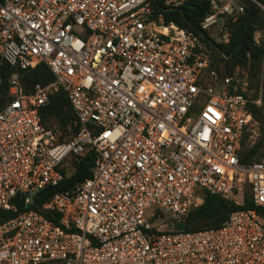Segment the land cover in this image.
<instances>
[{
  "label": "built area",
  "instance_id": "obj_1",
  "mask_svg": "<svg viewBox=\"0 0 264 264\" xmlns=\"http://www.w3.org/2000/svg\"><path fill=\"white\" fill-rule=\"evenodd\" d=\"M155 1L0 0V66L15 69L0 109V213L14 214L0 216V264H264V157L240 161L262 95L215 69ZM203 1L200 28L223 44L245 2L264 11ZM260 47L264 59V36ZM40 62L55 81L26 88ZM59 89L76 119L48 129L40 111ZM89 151L91 176L33 208ZM206 193L240 206L242 194L251 208L218 229H177Z\"/></svg>",
  "mask_w": 264,
  "mask_h": 264
},
{
  "label": "trees",
  "instance_id": "obj_2",
  "mask_svg": "<svg viewBox=\"0 0 264 264\" xmlns=\"http://www.w3.org/2000/svg\"><path fill=\"white\" fill-rule=\"evenodd\" d=\"M264 6V0H257ZM164 0H156L154 5L158 12L163 13L167 23L175 22L180 27L189 32L194 33L200 38L203 44L210 49L215 42L210 34L202 31L200 22L209 13V6L203 0H186L184 4L177 10L166 11L162 6ZM245 14L239 18L231 26V40L225 50L224 46L217 44L216 46L224 51L225 56L232 62L250 59L257 63L261 60L263 55L262 47H258L253 40V32L255 30L253 24L261 20V9L256 5H251L250 2H245ZM215 69L224 74H228L220 67L214 66ZM15 69L6 64L0 66V109H2L7 102L8 79ZM55 81V78L47 65L40 62L34 69L25 73L23 83L26 88L31 85L40 83L48 85ZM250 112L255 120H257L264 128V113L263 109L251 106ZM42 124L48 129H55L66 127L75 121V113L67 99L66 93L59 89L50 97V103L43 107L40 111ZM263 147V143H259L247 153H240V161L243 164L259 161L264 157V153L260 154L259 159L253 160V155ZM94 152L89 151L87 155L82 158L75 166V172L66 177L57 187H49L39 191L34 196L33 208L38 209L39 206L48 202L53 196L58 193H65L70 191L77 183H80L91 176V169L93 168ZM251 208L249 199L245 201L244 205H237L235 202L224 200L216 195L206 193L204 195L203 204L193 210L190 214L183 218L181 222H175L176 227H180L185 232H197L205 229H218L228 220L230 215L241 209ZM20 211L25 210V206H19ZM5 219H10L14 216L12 212L5 214ZM49 216V215H48ZM172 223V222H170ZM168 222V224H170ZM169 228L168 230H171Z\"/></svg>",
  "mask_w": 264,
  "mask_h": 264
},
{
  "label": "rangeland",
  "instance_id": "obj_3",
  "mask_svg": "<svg viewBox=\"0 0 264 264\" xmlns=\"http://www.w3.org/2000/svg\"><path fill=\"white\" fill-rule=\"evenodd\" d=\"M263 6V5H262ZM264 7V6H263ZM261 9V8H260ZM261 20L257 23H254L253 26L255 28L253 32V40L256 43L255 39L262 46L263 36H264V11L261 9ZM220 44L224 46L225 50H227L226 44L213 42V49H210L206 46L207 50L210 52L209 58L214 66H218L227 72L229 75L239 72L241 76H244L249 81L250 92L253 98H257L259 94L262 95V105L259 107L263 109L264 113V59L263 56L261 60L257 63L252 62L249 58L242 61H237L232 63L226 56L224 51H221L216 45ZM263 143V147L259 149L257 153L253 155V160H257L260 157V154L264 153V128L257 120H253L249 125L248 131L244 137L241 152L242 154L247 153L253 147L258 145L259 143ZM240 152V153H241ZM237 200L246 201L247 198L242 196V194L237 195ZM172 228L170 224L164 227V229ZM177 229H182L180 227H176ZM181 231V230H180Z\"/></svg>",
  "mask_w": 264,
  "mask_h": 264
},
{
  "label": "bare ground",
  "instance_id": "obj_4",
  "mask_svg": "<svg viewBox=\"0 0 264 264\" xmlns=\"http://www.w3.org/2000/svg\"><path fill=\"white\" fill-rule=\"evenodd\" d=\"M175 31H180V30H175Z\"/></svg>",
  "mask_w": 264,
  "mask_h": 264
}]
</instances>
